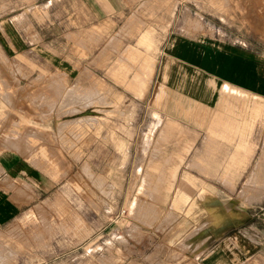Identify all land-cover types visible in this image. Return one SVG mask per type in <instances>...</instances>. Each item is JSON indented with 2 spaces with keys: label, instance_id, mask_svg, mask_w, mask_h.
I'll return each mask as SVG.
<instances>
[{
  "label": "rangeland",
  "instance_id": "rangeland-1",
  "mask_svg": "<svg viewBox=\"0 0 264 264\" xmlns=\"http://www.w3.org/2000/svg\"><path fill=\"white\" fill-rule=\"evenodd\" d=\"M139 1L0 0V185L22 202L0 224V264H155V252H149L154 236L172 238L182 231L180 237L187 238L204 224L219 232L228 219L237 220L232 208L211 204L215 194L200 179L159 175L173 163L161 159L170 152L163 141L178 127L168 121L159 129L164 114L155 112L152 96L158 53L171 33L241 44L257 56L262 75L264 0H146L142 7ZM100 23L105 28L92 33ZM146 31L150 37L141 43ZM14 36L20 44L11 46L7 39ZM153 60L148 79L134 80L135 73L147 71L144 62ZM238 98L243 117L231 159L247 150L249 140L254 168L238 183L230 175L210 181L250 185L234 198L246 203L258 193L250 189L264 186V99ZM210 141L218 157L211 165L221 174L224 146L216 137ZM18 162L27 169L14 174L10 166ZM180 163L186 168V161ZM196 165L204 167L201 160ZM189 186H198L196 198L206 202L196 209L205 219L186 231V218L183 224L177 220L193 215ZM187 201L189 207H177ZM238 227L249 237L256 231ZM145 239L149 253L140 247ZM187 242L176 243L159 263L183 264L197 251Z\"/></svg>",
  "mask_w": 264,
  "mask_h": 264
},
{
  "label": "crops",
  "instance_id": "crops-1",
  "mask_svg": "<svg viewBox=\"0 0 264 264\" xmlns=\"http://www.w3.org/2000/svg\"><path fill=\"white\" fill-rule=\"evenodd\" d=\"M145 2L146 0H140L138 6L142 7ZM173 5L175 6V4ZM104 28L105 24L100 23L92 26L91 32L96 33ZM149 35L148 31L142 33L140 42H147ZM113 38L114 36L110 40ZM14 39L17 40L16 43ZM7 40L11 46L20 44L16 36ZM147 46L150 44L148 43ZM243 48L241 44H236V42L226 45L209 38L205 40L194 39L193 37L171 33L165 46L162 45L158 53L160 62L152 105L156 109L155 112H160L166 117L164 119V116L159 113L164 120L159 129H164V124L168 121H171L169 125L171 128L178 127L169 133L163 141L164 146H170V152L162 155L161 159L170 160L173 163L168 169L169 172L165 171L159 175L182 177L184 173H188L190 176L200 179L201 186L208 192L215 194L211 204H215L221 209L232 208L237 214L235 217L237 220L228 219L219 232L212 231L210 227L204 224L199 232L188 235L187 238L180 237L182 231L172 238L167 235L154 236L153 240L150 241L153 248L149 252H155V264H161L159 263L160 260L163 261L167 258L169 249H171L170 252H174L175 244H179L180 241H188L187 244L193 246L192 251L197 249L195 253L187 254L190 258L183 261V264H263L261 261L262 256H264V206L260 202L264 200V194H262L264 193V186L256 188L253 186L251 191L262 193L261 195L256 193L252 201L245 203L242 200H234V198L238 192L248 191L247 188L250 185L218 186L210 181L212 176L230 175L228 179L233 182L234 178V181L238 183L241 178L248 176L255 165L253 163L254 157L247 151L250 142L249 140L246 141L245 138L247 150L237 151L236 157L231 159V156L235 154L236 143L240 140L237 131L242 110L239 107L240 100L238 97L243 98L242 102L248 100V96H252L253 101L264 99V88L261 87V82L264 83V73L260 75L258 58L254 53L246 49L244 51ZM243 51L250 56L245 57ZM153 65L154 60L145 61L144 68L147 71L135 73L134 80L142 83L148 79ZM213 84H216L215 88L217 86L215 91H213ZM74 94H76L75 87L67 92V96L70 98ZM87 117L93 120V117L89 115ZM223 126L226 129H223ZM179 128H183L184 131L180 132ZM247 135L249 136L248 133ZM211 137H216L219 140L218 143L224 146L222 152L225 154V165L223 170L221 168L219 171L221 174L216 173L211 165L212 161L218 159L213 155L214 151L209 149L212 144ZM158 155L159 153L155 159L160 161ZM3 158L6 160L5 157ZM200 160L203 161V168L196 165V162ZM183 161L187 162L186 168H180L182 164L180 162ZM190 166H195L197 169ZM10 169L16 174L26 170L27 167L22 162H18V164L13 163ZM179 181L176 182L174 193ZM0 186V224H2L20 211L22 202L12 189L4 187V184ZM216 186L220 189H216ZM197 187H188V191L192 193V199L196 204L192 205L194 216L189 213L185 214L186 217L181 215L177 220L183 224L184 221L181 222L180 220L186 218L184 224L187 227H182L181 230L191 231L205 219V212L196 210L204 209L206 203L201 201L199 197L196 198ZM203 197H205L204 194ZM171 200L169 206L173 207L170 205ZM227 203L231 205L228 206ZM189 206L190 201H187L178 202L177 207L187 208ZM260 208L262 209L260 210ZM242 224L249 225L251 229H256L255 232L251 233L252 237L241 231L238 226ZM147 243L148 239H145L140 245L144 251L147 249ZM169 264L180 263L171 260Z\"/></svg>",
  "mask_w": 264,
  "mask_h": 264
}]
</instances>
